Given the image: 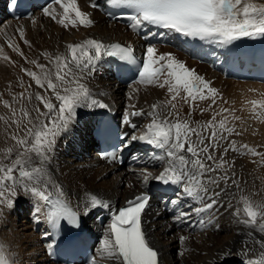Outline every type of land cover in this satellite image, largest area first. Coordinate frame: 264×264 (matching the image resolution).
<instances>
[{
  "label": "bare ground",
  "instance_id": "bare-ground-1",
  "mask_svg": "<svg viewBox=\"0 0 264 264\" xmlns=\"http://www.w3.org/2000/svg\"><path fill=\"white\" fill-rule=\"evenodd\" d=\"M97 1L56 0L26 19L0 18V264H54L42 242L48 195L83 215L96 237L91 264H121L97 210L165 171L191 190L184 202L198 208L197 229L145 206L158 264H264V85L222 77L176 44L139 40L94 9ZM212 1L224 37L264 30V0ZM112 41L131 43L146 68L162 59L180 69L125 86L103 66ZM106 108L139 112L138 129L167 148L159 164L111 167L94 156L89 125Z\"/></svg>",
  "mask_w": 264,
  "mask_h": 264
},
{
  "label": "rangeland",
  "instance_id": "rangeland-1",
  "mask_svg": "<svg viewBox=\"0 0 264 264\" xmlns=\"http://www.w3.org/2000/svg\"><path fill=\"white\" fill-rule=\"evenodd\" d=\"M197 63V62H196ZM198 64V63H197ZM213 167V166H212ZM1 189H3V188H1ZM6 194L9 196V194H10V192L8 191V192H6ZM10 203H11V201H9ZM264 250V249H263Z\"/></svg>",
  "mask_w": 264,
  "mask_h": 264
}]
</instances>
